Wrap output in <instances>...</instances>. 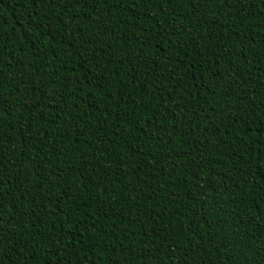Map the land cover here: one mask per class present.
Listing matches in <instances>:
<instances>
[{
  "label": "trees",
  "instance_id": "1",
  "mask_svg": "<svg viewBox=\"0 0 264 264\" xmlns=\"http://www.w3.org/2000/svg\"><path fill=\"white\" fill-rule=\"evenodd\" d=\"M262 140L264 0H0L4 264H264Z\"/></svg>",
  "mask_w": 264,
  "mask_h": 264
},
{
  "label": "snow or ice",
  "instance_id": "2",
  "mask_svg": "<svg viewBox=\"0 0 264 264\" xmlns=\"http://www.w3.org/2000/svg\"><path fill=\"white\" fill-rule=\"evenodd\" d=\"M41 2H44V0H41ZM47 3L49 4H56L57 6H59L60 4V0H46ZM65 2H69V3H80L81 0H65ZM89 0H84V3H88ZM92 3H96L98 2V0H91ZM105 2H107V0H105ZM114 3L116 4H121L123 2V0H113ZM141 2L149 8H158V9H163V6L165 4L171 5V3L173 2V0H141ZM182 2L188 3L191 8H195L197 4L201 3V0H182ZM209 3L212 2V0H208ZM217 2H219V0H217ZM232 3H235L238 7H244L249 0H231ZM254 2V0H253ZM224 3H229V0H224ZM165 14L167 15V9H164ZM208 21L205 19L203 21V23H207ZM203 26V25H201ZM174 34V33H172ZM43 35V34H41ZM169 36H171V34H166ZM188 36H192V32L189 31L187 32ZM57 75H59V73H57ZM48 83L52 86V88H56L59 87V85L55 84V82L53 80H49ZM233 111H240L239 108H233ZM238 131V130H237ZM261 143V148H260V156L264 157V140L260 141ZM197 167H199L200 165H196ZM86 168V165H85ZM249 171L246 172V176L251 178L255 184H259L260 185V191L264 192V171H256V168L253 167L251 164L249 165ZM81 175H83V172H81ZM246 182V181H245ZM53 199H55V197H51ZM90 227H94V225H90ZM12 244H14V240L12 239V233L8 232L7 234L5 233V229L3 227V221H0V264H4L3 262V256L5 255V248H10L12 246ZM72 242H69V245H66V247L71 246ZM257 255H259V252L257 253ZM148 259H152L154 260V257L149 256ZM170 259V258H169Z\"/></svg>",
  "mask_w": 264,
  "mask_h": 264
}]
</instances>
